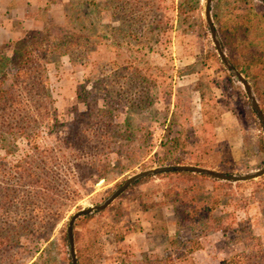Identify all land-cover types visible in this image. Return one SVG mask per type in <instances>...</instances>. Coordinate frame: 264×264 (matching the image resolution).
I'll return each mask as SVG.
<instances>
[{
	"label": "trees",
	"instance_id": "1",
	"mask_svg": "<svg viewBox=\"0 0 264 264\" xmlns=\"http://www.w3.org/2000/svg\"><path fill=\"white\" fill-rule=\"evenodd\" d=\"M72 2V10L62 12V22L57 30L54 28L35 30L24 38L11 41L13 48L8 54L0 50V149H3L6 155L10 154L11 148L19 139L25 140L32 146L31 153L29 152L25 158L11 167L2 164L4 169L0 170V182L3 184L0 186V251L3 253L11 247L10 244H13L11 234L5 230L9 221L7 218L10 213L9 207L24 205L28 208L27 216L35 218L48 206V213H45V216L48 215L51 221L44 226L38 222L33 230L39 231H30L35 238H40L42 233H49L54 229L67 211L61 206L51 208L55 197L59 193L69 195L71 189L67 183L79 174L86 177L105 176L102 164L107 155L115 153L117 157L115 163L122 170L121 175L136 166L145 170L155 164L150 156L152 133L148 130V125L152 121L153 91L165 85L164 94L171 96L177 75L168 74L161 66L152 65L146 60H137L138 57L134 56V53H139L141 49L139 42L134 44L132 39L128 38L134 36L131 29L124 44L127 49L126 54L131 56L120 52L123 45L118 38L119 29L113 28L114 35L110 38L115 59L109 63L115 66L122 76H108L99 72L98 76L86 77L77 89V101L83 109L78 115L86 120L83 123L84 128L59 130L57 132L61 134L58 147H51L48 151L39 150L37 140L41 138L42 132L50 129L44 116L53 110L46 65L49 63V57L53 53H58L68 55L72 59L75 52L85 53L90 47H95L93 50L95 51L102 43L100 36L102 30L98 27L103 25L94 26V22L88 21V15L94 13L101 18L108 4L100 0H83L79 3L72 0ZM127 6L126 12L132 14L137 4H127ZM75 7L77 15L71 13ZM113 7L115 10L119 9L115 4ZM142 7L141 4L138 6L139 9ZM156 8H160V5L157 4ZM178 8L180 6H175L173 10L178 12ZM228 14L234 18L225 25L216 14L213 15L212 23L215 31L212 40L218 41L227 64L224 65L218 59L215 51L201 57L197 64L204 67L209 58L213 59L220 69L226 71L225 79L232 83L233 78L237 79L238 75L242 74L243 67H255L264 62V43L259 41L261 39L264 42V35L262 33L255 35L260 31L253 25L250 26L248 21L249 17L256 15L264 18V0H233L228 8ZM243 16L245 18H238ZM159 22L154 28H158ZM133 38L137 40L135 36ZM83 58L87 59L88 56ZM83 58L81 59L84 60ZM121 62L123 64H120ZM251 88L253 92L257 89L256 86L255 90L254 87ZM254 99V96L252 99H245L246 118L256 122V129L259 132L258 149L259 152H264V106L261 104L264 96H261L260 103L257 101V110L252 106ZM99 100L103 104L98 105ZM108 101L113 106H107ZM91 105H98L95 112L89 110ZM113 111L116 114H113ZM119 114L124 118L118 124L115 118L119 119ZM167 116L168 113H163L162 119L153 118L154 122L165 127L163 137L172 135L171 138L161 141L168 150L167 155L156 162L158 164L153 173L130 184L124 192L148 179L162 180L158 185L163 186V201L143 206L142 212L145 214L144 219L152 223L153 230L160 231L166 236L169 253L164 257H137L123 251L116 256L117 264H188L190 257L202 249L201 238L209 231L220 229L213 227L216 222L215 212L220 206L221 196L224 195L221 191L225 184L233 182L220 181L215 174L235 176L234 168L222 160L211 164L187 163L185 161L187 142L181 133L173 132L171 125L166 123ZM91 121H94V127L89 125ZM239 121L244 136L245 125L241 120ZM119 140H123L124 143L120 144ZM115 144L116 150L113 147ZM69 159L70 162L67 161ZM37 160H39L38 165H36ZM122 162H127L128 166H120ZM180 166H195L205 169L206 172L178 170ZM13 179L15 182L24 180L29 184V191L24 194H28L31 199L26 203L23 197L16 200V190L9 187ZM199 181L212 184L213 193L210 195V200L199 199L197 190ZM58 182L63 185L59 187ZM72 192L77 193L75 190ZM119 199L120 197L103 210L97 209L96 206L91 213L82 216L78 220L81 223L76 222L72 226L71 241L68 239L67 228L65 229L59 239V247L63 249L64 258L61 259H66V264H71L69 250L71 246L75 252L76 264H102L104 256L102 236L113 235L114 241L121 243L126 236L140 231L138 222H131L128 213L124 214L125 218L122 219V209H117L113 215H110ZM169 227L174 229L173 235H169ZM198 229L199 234L196 233ZM187 230L190 231L191 236L184 239L180 233ZM223 231H226V228ZM13 235V238L17 237L16 233ZM40 240L48 242L49 238H40ZM49 246L50 244L47 247ZM59 249L51 254L48 249L41 248L39 256L29 264H56L57 255H61ZM9 264L18 263L14 261ZM220 264H264V244L260 243L259 238L250 236L244 251L230 256Z\"/></svg>",
	"mask_w": 264,
	"mask_h": 264
},
{
	"label": "rangeland",
	"instance_id": "2",
	"mask_svg": "<svg viewBox=\"0 0 264 264\" xmlns=\"http://www.w3.org/2000/svg\"><path fill=\"white\" fill-rule=\"evenodd\" d=\"M80 1L83 0H76L75 3ZM100 1L108 4L106 12L102 13L101 18H98L94 13L89 14L88 21L94 22L96 27L103 25L98 27L102 30V35H100L102 38L101 45L95 51H93L95 47H90L89 51L85 53L75 52L72 59L68 55L53 53L49 57V63L46 64L53 110L44 116L50 129L42 132L41 138L37 140L39 150L48 151L51 147L57 148L61 134L57 132L59 130L84 128L83 123L86 120L78 115L83 109L77 101V89L83 84L86 77L98 76L99 72L106 73L108 76H122L121 73H118L117 68L109 63L115 59V51L114 47L110 45V38L114 35L112 34L113 28H116L120 30L118 38L121 40L120 44L123 45L120 52L129 55L126 54L127 49L124 45L128 38L132 39L134 44L139 42L141 51L134 53V56L138 57L137 60H146L152 65L161 66L168 74H176L174 85L181 84L179 88H183L184 95H187L188 99L195 101L197 106L199 102L201 103V108L207 114L204 115V118L197 115L195 122L198 121V123H195V126H199V123L201 125L202 122L209 123L206 121L209 118L216 124L221 109L228 110L232 114L231 119L237 121L239 135L235 140L231 139V142L216 143L210 141L211 137H214L212 135L214 127L211 124L206 128L199 129L200 133L212 136L207 137L204 135V137H201L200 135L198 137L197 134L194 135L193 139L196 144L191 151L186 152L187 155L185 154L187 163L211 164L222 160L233 166L235 176L252 174L264 168V152H259L257 143L259 134L256 129L257 124L255 121L246 118L245 107V99H252L254 96V101L260 103L261 96H264V62L255 67H243L241 77L247 81L250 88L254 87V90L255 86L257 88L254 92L251 88L252 98L247 97L238 77L237 79L233 78L232 83H229L228 79H225L226 71L220 69L213 59L209 58L207 65L204 67L199 63L197 64L200 61L199 59L205 57L209 52L215 51L218 55L205 21L206 0ZM232 3L233 0H212L210 6V9H212L210 12L212 23L215 14L224 25L232 21L234 17H230L228 14V8ZM114 4L119 7L118 10L114 9ZM127 4H137L132 14L126 12ZM140 4L143 5L141 9L138 8ZM157 4L160 5V8H156ZM72 5V0H0V50L4 54H8L13 48L11 41L5 45H2L4 42L1 43L8 38L5 33L6 30L11 31L13 34V41L17 38H24L35 30H42L43 28L57 30L62 22V12L72 10ZM175 6H180L178 12L173 10ZM76 9L75 7L71 13L77 15ZM238 18L243 19L245 17ZM158 21H160L157 25L158 28H154ZM248 21L250 26L253 25L260 31L256 32L255 35L260 33L264 35V18L256 15L255 17H249ZM63 24L65 25V23ZM159 26H161V29H159ZM130 29L137 40H134V36H128L127 38ZM259 41L264 43L261 39ZM86 56L88 58L84 59L83 57ZM120 64H123V62ZM225 81L226 83H224ZM223 84H226V86H223ZM191 87H194L193 90H190ZM165 91V85L153 91L152 121L148 125V130L152 133L150 138L152 152L150 156L155 162L154 166L145 170H142L140 166H136L131 171L121 175L122 170L115 163L117 157L115 153H112L104 158L102 164L105 176L91 175L86 177L79 174L78 177H73L75 181L71 180L67 183L70 186L71 191L69 190V192L71 193L69 195L59 193L55 197V202L51 205V208L61 206L62 209L67 211L64 218L54 229L50 230L49 233L41 234L40 238L48 237V242L39 241L40 238H35L32 233L33 231H39L33 230L38 222L44 226V224L51 221L48 215L45 216V213H48V206L45 209L43 207L44 210L39 212V215L35 218L27 216L28 208L24 205L9 207V217L6 216L9 221L6 223L5 230L11 234L13 244H10L11 247L5 250L4 253L0 251V264H9L14 261L18 264H29L31 260L33 261L39 256L41 248L48 249L51 254L56 253L57 249L60 248L61 255H57L56 264H66V259H61L64 258V255L62 247H59V239L67 228L70 217L84 208L100 206L127 178L143 171L155 170L158 164L156 162L161 161L167 155L168 150L166 146L161 144V141L171 138L172 135L168 134L163 137L165 127L163 124L159 125L158 122L153 121V118L162 119L163 113H168L166 123L171 125L173 132H177L169 121L171 117V107L169 105L171 100L169 98L172 95H165ZM189 91L193 92L190 94ZM185 100L186 98L183 101ZM101 104L103 103L99 100L98 105ZM261 104L264 106V101ZM98 105H91L89 110L95 112ZM107 106L113 105L108 101ZM165 108L169 110L164 111ZM179 108L182 110L185 106L182 104ZM113 114H116V112L113 111ZM123 118L124 116L119 114V119L115 118V120L119 124ZM178 119L180 120V118ZM239 120L245 125L244 136ZM93 123L94 121H91L89 125L94 127ZM118 129L116 126V130ZM184 139L186 140V138ZM119 143L122 144L124 141L119 140ZM113 147L114 150L117 149L116 144ZM31 149L32 146L23 139L16 141L15 146L11 148V153L8 155L5 154L3 149H0V170L4 169L2 164L11 167V165L25 158ZM195 154L196 157H194ZM67 161L70 162L71 160ZM38 164L39 160L36 161V165ZM120 166L127 167L128 163L122 162ZM101 180H103V183L97 186ZM161 182L162 180L159 178L145 180L129 188L126 192H121L116 198L117 200L120 197L110 215H113L117 209H122V219L125 218L124 214L128 213L131 222H138L140 231L130 234L132 235L130 239H127L126 236L121 243H116L113 235L102 236L101 242L104 251L102 264H117L115 262L116 256L123 253V251L137 257H164L169 253L166 246V236L161 234L160 231L153 230L152 223L144 219L145 214L142 212L143 206L163 201V186L158 185ZM11 183L9 187L16 190V200L23 197L26 203L31 199L28 194H24L29 191L27 181L15 182L13 179ZM197 183L199 199L208 198L210 200V195L213 193L212 184L207 181ZM236 183L225 184L221 191L224 192V195L220 198V206L215 212L216 222L213 224V227L220 229L209 231L206 236L201 238L202 249L196 251L190 257L188 264H220L230 256L244 251L250 236L259 238L260 243L264 244V176ZM57 184H59V187L63 185L59 182ZM2 185L0 182V186ZM73 190L77 193L72 192ZM42 216L45 217L41 218ZM80 218L75 223H81L78 221ZM107 220H109V217ZM225 228L226 231H223ZM30 231L32 232L30 233ZM168 232L169 235H173L174 229L169 227ZM15 233L17 237L13 238ZM196 233L199 234L200 230H196ZM180 236L185 239L191 236V233L189 230L182 231ZM49 244L50 246L47 247ZM58 259L61 260L58 261Z\"/></svg>",
	"mask_w": 264,
	"mask_h": 264
},
{
	"label": "crops",
	"instance_id": "3",
	"mask_svg": "<svg viewBox=\"0 0 264 264\" xmlns=\"http://www.w3.org/2000/svg\"><path fill=\"white\" fill-rule=\"evenodd\" d=\"M5 33L8 38L4 39L1 42H4L2 45L8 44L10 41H13V34L11 33V31L6 30ZM179 85L181 84L174 85L173 94L169 98L171 100V103L169 104L171 107V117L169 118V121L172 123V126L175 127V130H177V132L181 133V135L186 138L187 153L191 151L194 145L196 144L194 143L193 139L195 134H197L198 137H200V135L201 137H204V135H206L207 137H211L213 135L214 137H211L210 141H215L216 143H223L224 141L231 142V139L235 140L236 138H238L239 132L237 130V121L231 119L232 114L226 109L220 110V115L219 118L216 120V124H214L213 121L209 120V118L208 120H206L209 123L202 122L201 125L199 123V126H195V123H198L197 120V122H195V119H197V115H201L204 118V115H206L207 112H205L201 108L200 102L197 106L195 101L193 102V100L188 99L187 95H184L185 93L183 92V88H179ZM192 88L194 87H191L190 90H193ZM189 92L191 94L193 91ZM184 98H186L185 101H183ZM182 104L185 106V108L181 110V108L179 107H181ZM178 118H180V120ZM209 124L213 125L214 127L212 135L200 133L199 129L206 128ZM194 157H196V154ZM131 237L132 235H128L127 239H130Z\"/></svg>",
	"mask_w": 264,
	"mask_h": 264
},
{
	"label": "water",
	"instance_id": "4",
	"mask_svg": "<svg viewBox=\"0 0 264 264\" xmlns=\"http://www.w3.org/2000/svg\"><path fill=\"white\" fill-rule=\"evenodd\" d=\"M211 1L212 0H206L205 1V11H204V16H205V21L208 25L210 34H211V38H214L215 36V31L213 28V24H212V20L210 17V6H211ZM213 43L215 46V49L218 53L219 59H221L222 63L224 65L227 64V61L225 59V55L224 53L221 51L219 43L217 40L213 39ZM238 79L239 81L242 83L245 93L247 95L248 98H252V92H251V88L249 87L247 81L241 77V75H238ZM252 106L254 109H258V105L257 103L253 100L252 101ZM178 170H186V171H190V172H195V173H203L206 172L205 169L203 168H199V167H195V166H180L178 167ZM154 170H148V171H143L140 173H137L129 178H127L124 183L121 184V186L109 197L105 200V202L103 204H101L100 206H97V209L99 210H103L105 208H107L111 203H113L116 198L121 194V192H123L130 184L134 183L135 181H137L138 179L145 177L147 175H149L150 173H153ZM215 176H217V178L220 181H228V182H245V181H249V180H253V179H257L260 178L261 176H264V168H262L261 170L252 173V174H247V175H241V176H222L219 174H215ZM103 183V180H101L98 185H101ZM95 209V207H87L84 208L78 212H75L69 219L68 221V226H67V235H68V239L69 241H71V235H72V226L75 223V221L84 216V215H88L89 213H91L93 210ZM73 246H71L69 248L70 250V255H71V264H76V259H75V252L72 248Z\"/></svg>",
	"mask_w": 264,
	"mask_h": 264
}]
</instances>
